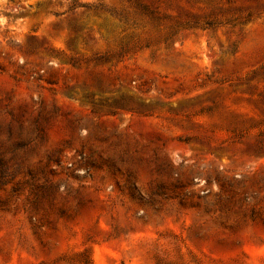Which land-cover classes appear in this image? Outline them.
Listing matches in <instances>:
<instances>
[{
	"label": "rangeland",
	"instance_id": "obj_1",
	"mask_svg": "<svg viewBox=\"0 0 264 264\" xmlns=\"http://www.w3.org/2000/svg\"><path fill=\"white\" fill-rule=\"evenodd\" d=\"M0 264H264V0H0Z\"/></svg>",
	"mask_w": 264,
	"mask_h": 264
}]
</instances>
